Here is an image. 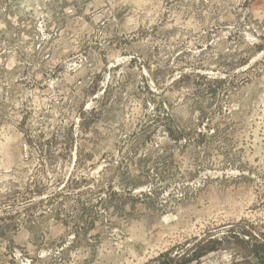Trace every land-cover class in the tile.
<instances>
[{"label":"rangeland","instance_id":"1","mask_svg":"<svg viewBox=\"0 0 264 264\" xmlns=\"http://www.w3.org/2000/svg\"><path fill=\"white\" fill-rule=\"evenodd\" d=\"M0 264H264V0H0Z\"/></svg>","mask_w":264,"mask_h":264}]
</instances>
